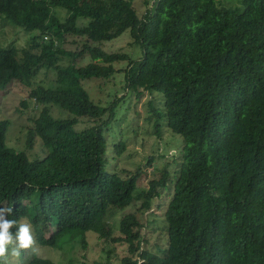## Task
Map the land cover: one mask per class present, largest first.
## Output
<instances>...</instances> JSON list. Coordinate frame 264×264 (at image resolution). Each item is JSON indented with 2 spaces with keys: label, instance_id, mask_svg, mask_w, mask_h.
Listing matches in <instances>:
<instances>
[{
  "label": "trees",
  "instance_id": "obj_1",
  "mask_svg": "<svg viewBox=\"0 0 264 264\" xmlns=\"http://www.w3.org/2000/svg\"><path fill=\"white\" fill-rule=\"evenodd\" d=\"M234 2L146 0L139 17L133 0H0V19L29 35L24 48L0 47V92L19 83L29 90L21 107L41 108L25 151L8 145L9 123L0 122V207L12 210L13 233L28 219L36 244L56 247L93 232L127 245L121 264H264V0ZM125 32L142 50L138 60L91 46ZM68 36L85 40L82 50L68 52ZM87 55L91 63L78 67ZM119 63H127L125 95L101 107L82 82L116 81ZM42 71L55 72V84L37 85ZM144 93L164 97L162 110L149 103L156 134L164 121L184 146L137 192L141 169L127 177L108 171L107 149L118 109ZM51 106L69 117L55 119ZM83 118L94 125L78 130ZM38 140L45 157L31 159ZM114 150L121 155L125 143ZM165 190V248H143L136 213L121 218L114 236L116 210L142 198L137 212L149 211Z\"/></svg>",
  "mask_w": 264,
  "mask_h": 264
},
{
  "label": "rangeland",
  "instance_id": "obj_2",
  "mask_svg": "<svg viewBox=\"0 0 264 264\" xmlns=\"http://www.w3.org/2000/svg\"><path fill=\"white\" fill-rule=\"evenodd\" d=\"M146 0H133L138 16L145 14L149 5ZM224 4H229L235 0H220ZM150 3L151 0H148ZM235 3V2H234ZM63 21L66 13L61 10L57 12ZM29 39V35L13 27L8 22L0 19V47L10 48L15 44L19 49L24 48ZM132 37L129 32H125L119 38L100 44L91 43V46L101 47L107 53L124 52L133 60H138L142 56V50L138 45H130ZM85 44V40L67 37L65 49L68 52L80 51ZM68 60L65 61L67 65ZM91 63L89 55L78 62V67H85ZM127 63L115 65L118 72L113 80H85L83 87L89 93L91 100L106 107L115 97L121 98L123 92L124 70ZM56 73L42 71L38 74L35 83L49 87L55 84ZM29 90L19 83H12L5 91L0 92V122L6 120L9 123L7 143L17 151H25L26 134L33 126L31 120L37 117L41 108L33 109L35 104L30 101L28 109L21 107V101L27 99ZM163 94L155 93L151 95L144 93L140 98L135 94L131 95L127 103H123L118 109L117 121L113 123L110 136H108V171L118 173L122 177L134 175L141 169L140 178L137 183V192H146L150 187V182L159 179L160 171L166 165H171L172 156L178 154L184 142L181 136L175 135L166 126L161 124V134L158 136L154 127L155 115L151 113L150 102H155L156 106L163 109ZM51 114L55 119H67L69 113L58 107H50ZM94 122L87 118L80 119L78 130L91 127ZM125 143V150L121 155H116L114 144ZM31 159H43L45 154L42 150L41 141L38 140L33 151L28 152ZM154 157L152 165L148 164L149 158ZM174 167H169L172 170ZM162 197L153 201V208L146 212H137L141 206L142 198L137 203L124 209L116 210V214L111 218L114 236H119V222L121 218L129 213H136L143 225L141 230L143 248L152 252H158V247L165 248L168 243L167 225L164 218L167 201L171 198L169 190L161 191ZM142 196V195H141ZM21 223H28L24 219ZM20 223V224H21ZM32 230V228H31ZM33 235V231H32ZM86 240V247L81 245ZM35 251L32 248L21 249L18 256L9 255L8 264H24L31 257H38L51 261L53 264H121V258L128 255L127 245H116L105 243L93 232L62 239L56 247H43L35 243ZM111 252L110 255L108 253Z\"/></svg>",
  "mask_w": 264,
  "mask_h": 264
},
{
  "label": "clouds",
  "instance_id": "obj_3",
  "mask_svg": "<svg viewBox=\"0 0 264 264\" xmlns=\"http://www.w3.org/2000/svg\"><path fill=\"white\" fill-rule=\"evenodd\" d=\"M11 211L0 207V264H8L9 255L18 256L21 249L32 248L35 251L36 241L30 224L21 223L15 233L11 231L17 224L15 220L7 218Z\"/></svg>",
  "mask_w": 264,
  "mask_h": 264
}]
</instances>
